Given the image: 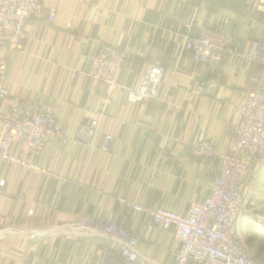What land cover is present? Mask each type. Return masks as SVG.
Here are the masks:
<instances>
[{
	"label": "crops",
	"instance_id": "obj_1",
	"mask_svg": "<svg viewBox=\"0 0 264 264\" xmlns=\"http://www.w3.org/2000/svg\"><path fill=\"white\" fill-rule=\"evenodd\" d=\"M246 2L42 0L39 16L25 25L22 50L0 48L7 59L0 125L12 107L44 102L64 138L29 155L47 175L0 163V264H123L101 230L90 229L100 220L136 235L141 256L173 263L179 245L172 232L131 205L186 214L192 201L210 195L237 107L252 88L264 91V66L240 55L264 37V22L248 15ZM204 26L228 34L240 54L214 70L195 66L184 45ZM107 44L126 54L109 102L86 75L89 58ZM153 62L166 69L158 98L127 102L125 89H136ZM91 120L98 127L89 138L79 130ZM202 139L212 143V158L191 155ZM12 151L19 154L17 146ZM248 163L244 188L255 204L238 231L246 251L264 262V166ZM78 220L89 223L76 239L41 234Z\"/></svg>",
	"mask_w": 264,
	"mask_h": 264
},
{
	"label": "built area",
	"instance_id": "obj_2",
	"mask_svg": "<svg viewBox=\"0 0 264 264\" xmlns=\"http://www.w3.org/2000/svg\"><path fill=\"white\" fill-rule=\"evenodd\" d=\"M262 1L256 0L255 7ZM41 8L42 0H0V48L9 53L22 50L26 39L25 25L30 18L39 16ZM184 49L195 66L211 70L218 68L225 56L240 54L228 34L209 26L188 37ZM240 55L264 66V37L251 40L248 50ZM6 65L7 59L0 58V80H3ZM125 65V51L108 44L88 60L86 75L104 88L107 102L117 88L118 74ZM165 72L161 63L148 64L140 85L136 89H125L126 101L136 103L157 99ZM75 76L72 73L71 78ZM6 95V89L0 88V96ZM237 113L238 123L233 129L227 152L219 156V172L208 197L200 202L192 201L186 214L160 207L145 209L137 204L131 205L134 211L146 214L153 226L172 232L179 245L172 264H264L246 251L238 231L242 217L255 204L244 188L248 162L264 166V91L259 86L252 88L247 99L237 107ZM97 127L98 120H91L82 125L79 132L92 138ZM53 138H64L63 130L56 123L53 106L32 101L12 107L0 125V163L18 169L24 175H47L29 155L42 151ZM13 146L18 147L19 154L12 151ZM191 155L194 158H212V143L205 139L196 142ZM3 183L0 182L1 185ZM86 223L89 222L78 220L51 225L45 227L41 234H66L68 238L76 239L82 230H86ZM97 223H100L98 227L94 224L90 229L101 230L107 246L115 247L123 264H158L138 253L136 235L111 222L100 220Z\"/></svg>",
	"mask_w": 264,
	"mask_h": 264
},
{
	"label": "rangeland",
	"instance_id": "obj_3",
	"mask_svg": "<svg viewBox=\"0 0 264 264\" xmlns=\"http://www.w3.org/2000/svg\"><path fill=\"white\" fill-rule=\"evenodd\" d=\"M255 2H256V0H247L246 3L251 8L248 15H250L252 13V15H250V16H253L255 18L257 17L258 20H262L264 22V6H263L264 0L262 1V4L258 3V5L256 7H255ZM258 6H259V8H258Z\"/></svg>",
	"mask_w": 264,
	"mask_h": 264
}]
</instances>
